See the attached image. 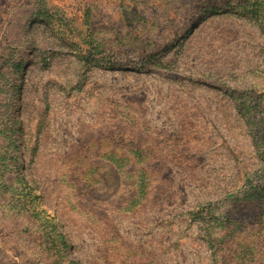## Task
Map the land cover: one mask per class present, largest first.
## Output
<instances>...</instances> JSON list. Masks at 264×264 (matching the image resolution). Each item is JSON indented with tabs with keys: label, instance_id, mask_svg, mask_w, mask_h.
<instances>
[{
	"label": "rangeland",
	"instance_id": "rangeland-1",
	"mask_svg": "<svg viewBox=\"0 0 264 264\" xmlns=\"http://www.w3.org/2000/svg\"><path fill=\"white\" fill-rule=\"evenodd\" d=\"M0 264H264V0H0Z\"/></svg>",
	"mask_w": 264,
	"mask_h": 264
}]
</instances>
